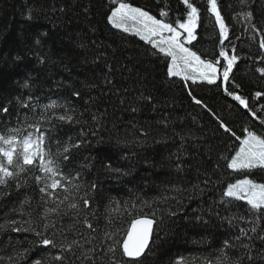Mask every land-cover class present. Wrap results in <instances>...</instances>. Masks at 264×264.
Returning a JSON list of instances; mask_svg holds the SVG:
<instances>
[{
  "label": "trees",
  "instance_id": "1",
  "mask_svg": "<svg viewBox=\"0 0 264 264\" xmlns=\"http://www.w3.org/2000/svg\"><path fill=\"white\" fill-rule=\"evenodd\" d=\"M129 2L157 18L167 11L168 22L186 16L182 0ZM191 2L200 11L194 50L217 58L218 25L206 11V0ZM218 5L228 27L226 50L231 55L234 46L239 57L232 73L240 85L235 91L264 118V95L255 96L264 93L258 71L264 68L259 46L264 0H218ZM109 14V0H0V109H8L0 111V131L40 123L50 132L46 146L61 154L57 159L65 176L79 173V181H73L82 185L78 196L90 199V208L83 209L77 198L80 219L87 215L99 235L107 231L123 238L133 217L154 210L157 225L142 264H219L222 252L231 264H264V241L241 238L252 244L251 259L236 241L240 228L257 226L264 235V218H254L245 201L222 194L245 176L264 183V169L236 173L226 167L238 142L188 92L203 98L237 135L246 128L264 136V126L215 86L169 77V61L153 55L156 50L138 36L113 28ZM61 115L71 122L60 121ZM37 174H28L20 189L11 181L0 186V264H49L54 254L35 232L7 226L15 220L13 226L43 231L39 219L51 204L40 201ZM26 198L30 204L21 213ZM231 217L237 218L232 224L226 219ZM52 219L73 238L74 231H67L76 219L71 212Z\"/></svg>",
  "mask_w": 264,
  "mask_h": 264
},
{
  "label": "snow or ice",
  "instance_id": "2",
  "mask_svg": "<svg viewBox=\"0 0 264 264\" xmlns=\"http://www.w3.org/2000/svg\"><path fill=\"white\" fill-rule=\"evenodd\" d=\"M182 3L185 5L186 16L168 22L167 11L161 10L158 13L161 18H157V15H152L141 7L133 6L129 0H109L110 14L106 19L113 28L125 33L131 31L133 35L150 45L156 50L153 55L162 54V57L169 61L166 71L169 77H180L185 84L191 82L192 84L215 86L227 97H231L233 101L247 109L251 116L259 119L260 124L264 126V118L257 117L256 112L249 108L247 99L235 91L240 88V85L235 83L232 73L239 57L235 54L234 46L231 49V55L226 50L225 41H229L228 27L221 15L218 0H206V11L218 25L220 37L217 58L211 59L194 50V41L198 39L197 31L200 27L199 9L191 0H182ZM244 15L245 19H252L251 12H246ZM251 28L255 32H260L254 23L251 24ZM259 46L264 49V38L260 40ZM258 71L264 76V68ZM188 95L194 104L205 109L216 119L219 129H223L225 133L230 134V138L234 137L238 142L233 150L234 154L227 158V168L236 173H246L247 170L256 167L264 169V136L257 135L256 132L246 128H242L241 135H237L204 102L203 98H197L191 90ZM262 95L264 93L259 91L255 93L257 99ZM24 107L29 106L25 104ZM48 107L58 106L51 104ZM0 111L6 113L8 109L5 107ZM59 120L71 122L72 117L61 115ZM48 136L50 132L43 130L40 123H32L23 129L13 128L11 131L6 129L0 131V186H7L11 181L17 189H20L27 183V175L36 172L38 174L35 175V182L39 185L40 201L43 205L51 204L50 207L45 208L39 219L43 231H36L31 225L29 227L13 226L17 224L15 220L7 226L15 232H35L40 238L41 246L54 251L49 264H72L71 257H75L80 264H142L141 257L145 255L146 250H149L153 228L157 225L155 211H151L150 215L141 212L133 217L125 229L123 238L107 231L102 236L99 235L87 215L82 220L80 219L82 210L76 202L77 198L82 201L83 209H89L91 202L89 198H86V194L84 197L78 196L82 185L73 183V181H79V173L72 177L63 174L60 160L57 159L61 154L52 153L46 146ZM75 146L79 147V145ZM64 152L67 153L68 148H64ZM61 158L63 161L68 160L67 155ZM205 183L207 184V181ZM95 187L96 185L92 184L90 190H94ZM57 189L61 190V194H58ZM222 194L231 200L246 201L254 218H264V183H256L245 176V178L236 179L234 183L228 184ZM29 204V199H24L19 211L23 213L25 206ZM63 205H66V208L61 212ZM145 206L151 209V205L147 202ZM69 212L76 217L72 227L67 229V231H74L71 239L68 238L66 230L58 227L52 219V217L68 215ZM172 215H175V212ZM226 219L232 224L237 218ZM244 219L243 216L239 217L241 221ZM249 232L257 233V226L247 230L240 228V235L236 237V241L240 242V246L246 250L245 254L251 259L252 244L241 242V238H246L249 242L256 239L264 241V235L257 233L256 236H252ZM35 264H40V261H35ZM178 264H183V262H178ZM219 264H231L227 260L226 253L222 252Z\"/></svg>",
  "mask_w": 264,
  "mask_h": 264
},
{
  "label": "rangeland",
  "instance_id": "3",
  "mask_svg": "<svg viewBox=\"0 0 264 264\" xmlns=\"http://www.w3.org/2000/svg\"><path fill=\"white\" fill-rule=\"evenodd\" d=\"M129 33H132L131 31L129 32ZM256 168H258V167H256ZM254 169V168H253ZM245 178V177H244ZM247 178H249V179H252L254 182H256V183H263V182H259V181H256V180H254L253 178H251L250 176H247ZM235 182V181H234ZM234 182H231V183H234ZM246 202V201H245Z\"/></svg>",
  "mask_w": 264,
  "mask_h": 264
},
{
  "label": "water",
  "instance_id": "4",
  "mask_svg": "<svg viewBox=\"0 0 264 264\" xmlns=\"http://www.w3.org/2000/svg\"><path fill=\"white\" fill-rule=\"evenodd\" d=\"M154 229V228H153ZM147 251V250H146Z\"/></svg>",
  "mask_w": 264,
  "mask_h": 264
}]
</instances>
